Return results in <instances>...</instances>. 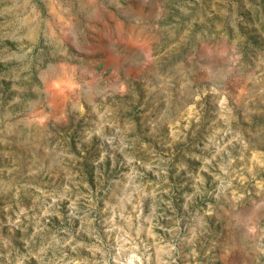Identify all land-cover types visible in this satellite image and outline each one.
Wrapping results in <instances>:
<instances>
[{"label":"rangeland","instance_id":"374dc122","mask_svg":"<svg viewBox=\"0 0 264 264\" xmlns=\"http://www.w3.org/2000/svg\"><path fill=\"white\" fill-rule=\"evenodd\" d=\"M0 264H264V0H0Z\"/></svg>","mask_w":264,"mask_h":264}]
</instances>
